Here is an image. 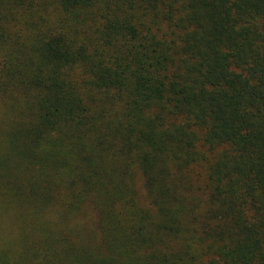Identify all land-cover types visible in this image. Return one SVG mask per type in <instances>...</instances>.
Returning a JSON list of instances; mask_svg holds the SVG:
<instances>
[{"label": "trees", "instance_id": "16d2710c", "mask_svg": "<svg viewBox=\"0 0 264 264\" xmlns=\"http://www.w3.org/2000/svg\"><path fill=\"white\" fill-rule=\"evenodd\" d=\"M0 264H264V0H0Z\"/></svg>", "mask_w": 264, "mask_h": 264}]
</instances>
